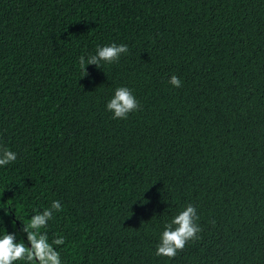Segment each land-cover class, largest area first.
<instances>
[{
  "label": "trees",
  "instance_id": "16d2710c",
  "mask_svg": "<svg viewBox=\"0 0 264 264\" xmlns=\"http://www.w3.org/2000/svg\"><path fill=\"white\" fill-rule=\"evenodd\" d=\"M0 147V234L59 200L63 264H264V0H0ZM187 204L200 239L156 256Z\"/></svg>",
  "mask_w": 264,
  "mask_h": 264
},
{
  "label": "clouds",
  "instance_id": "9594fccd",
  "mask_svg": "<svg viewBox=\"0 0 264 264\" xmlns=\"http://www.w3.org/2000/svg\"><path fill=\"white\" fill-rule=\"evenodd\" d=\"M128 46L112 43L110 45L97 46L96 53L79 57L81 71L87 73L88 65L101 68V64L117 63L122 54H127ZM85 75V76H86ZM168 83L173 87L182 86V81L176 75H172ZM114 119H127L128 115L140 109V104L132 91L127 87H118L114 95L106 105ZM17 154L7 148L0 147V167L15 162ZM63 211L59 200H53L49 207L42 211H36L27 223L22 222V232L25 239H17L15 232H3L0 234V264H63L61 253L57 247L65 244V237L57 235L49 239L46 231L48 223L54 218V213ZM199 216L197 209L192 204H187L169 223H166L156 246V256L174 259L178 252L183 251L189 241L200 239L198 233L202 231L197 223ZM214 223V222H213Z\"/></svg>",
  "mask_w": 264,
  "mask_h": 264
}]
</instances>
